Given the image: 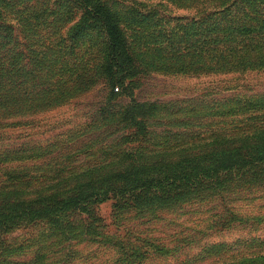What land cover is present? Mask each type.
<instances>
[{
  "label": "rangeland",
  "instance_id": "374dc122",
  "mask_svg": "<svg viewBox=\"0 0 264 264\" xmlns=\"http://www.w3.org/2000/svg\"><path fill=\"white\" fill-rule=\"evenodd\" d=\"M101 2L118 16L126 41L141 63L138 76L127 81L122 91L114 90L117 95L112 100L110 86L100 75L106 40L97 27H80V7L70 0H0V101L9 108L0 112V186L5 180L32 183L26 195L38 188L34 181L48 192L65 182L63 190L68 191L82 171L110 163L117 145L128 144L121 138L132 131L117 123V115L131 99L188 106L193 111L183 117L196 123L211 104L264 96V71L201 70L213 64L203 63L210 52L190 21L196 16L193 9L158 0ZM138 24L143 33L138 32ZM199 43L205 53H196L194 46ZM159 66L189 69L167 74ZM45 68L80 69L81 75L63 73L54 95L45 89L39 93L32 87L40 84ZM35 95L49 104L31 106ZM203 124L205 128L181 130L191 139H202L214 130L210 122ZM155 130L159 131L151 127L148 132ZM192 131L199 136L192 137ZM247 183L249 187L239 186ZM91 212L97 221L67 214L66 222L79 229L76 237L57 238L45 224L15 229L3 238L5 245L19 248L7 259L18 264H235L264 256V180L242 181L202 202L145 218L127 214L117 221L112 201ZM89 222L98 230H85L82 226ZM99 234L115 241L108 243ZM71 236L74 239L68 240Z\"/></svg>",
  "mask_w": 264,
  "mask_h": 264
},
{
  "label": "trees",
  "instance_id": "16d2710c",
  "mask_svg": "<svg viewBox=\"0 0 264 264\" xmlns=\"http://www.w3.org/2000/svg\"><path fill=\"white\" fill-rule=\"evenodd\" d=\"M70 1L82 11L80 27L92 25L104 35L106 62L100 75L110 86L112 100L119 90H123L127 81L138 76L141 63L126 41L118 24V16L116 18L101 0ZM158 2L195 11L196 16L190 21L195 22L193 27L200 32V38H204L203 44L210 55L200 51L203 46L200 43L194 49L196 53H205L204 65L209 61L213 64V67L201 69L205 73L264 71V0ZM149 13L159 17L155 10ZM138 32L143 33L140 24ZM186 33L187 29H183L182 34ZM196 58L200 59V56ZM143 67L148 66L143 64ZM157 69L161 72L163 67ZM188 69L168 68L162 72L179 74L187 73ZM63 73L74 75V78L81 75L80 69L55 72L45 68L40 75V84L32 89L39 93L45 89L54 95ZM56 77L59 80H55ZM49 102L39 101L35 95L31 106L37 107L39 103L45 106ZM187 107L145 104L131 99L117 115V123L125 124L132 131L121 138L128 144H124L123 148L117 145L116 156L110 163L82 171L79 178L68 185L66 192L63 190L67 184L65 182L62 186L59 182V186L48 192L41 187V182L34 181L38 188L26 195L24 193L32 183L2 182L0 264H18L8 260L7 255L16 254L19 248L5 245L3 238L21 227L45 224L55 232L57 238L63 234L76 237L79 229L66 222L67 214H80L87 221L92 219L95 222L97 219L93 218L91 209L108 201H112L117 221L127 214L145 218L154 216L156 211H172L187 204L202 202L242 181L264 180V96L233 97L211 104L202 111L203 117L196 123L183 117L184 112L191 114L193 111L187 110ZM8 109L7 103L0 101V112ZM206 122L214 125L210 126L214 130L202 139H191L181 130L183 127L205 128L203 123ZM151 127L159 131L148 132ZM167 128L176 131L171 132ZM191 136L199 135L192 131ZM248 176L252 179H244ZM241 185L249 187L250 184ZM89 224L82 227L87 231L90 228L98 230ZM99 235L108 243L115 241L113 236ZM137 255L140 256L139 252ZM235 264H264V256Z\"/></svg>",
  "mask_w": 264,
  "mask_h": 264
}]
</instances>
